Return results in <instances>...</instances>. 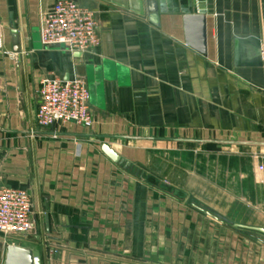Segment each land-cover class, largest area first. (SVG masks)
<instances>
[{
	"label": "crops",
	"instance_id": "1",
	"mask_svg": "<svg viewBox=\"0 0 264 264\" xmlns=\"http://www.w3.org/2000/svg\"><path fill=\"white\" fill-rule=\"evenodd\" d=\"M55 1L0 0V187L33 205L23 242L0 236L3 264L8 245L41 264H264V233L235 226L264 230V0H74L100 40L80 56L40 43ZM186 15L203 17V53ZM54 77L85 82L91 127L36 124L40 81ZM175 143L218 153L228 176L213 210L209 193L203 207L147 178L151 151Z\"/></svg>",
	"mask_w": 264,
	"mask_h": 264
},
{
	"label": "built area",
	"instance_id": "2",
	"mask_svg": "<svg viewBox=\"0 0 264 264\" xmlns=\"http://www.w3.org/2000/svg\"><path fill=\"white\" fill-rule=\"evenodd\" d=\"M43 46H59L70 52H86L99 46L94 11L74 0H56L44 13L39 25ZM4 40L0 32V52ZM36 124L41 128L73 123L91 127L89 91L82 79L43 78L40 81ZM33 229V205L23 188L0 187V236L15 244L29 236Z\"/></svg>",
	"mask_w": 264,
	"mask_h": 264
},
{
	"label": "rangeland",
	"instance_id": "3",
	"mask_svg": "<svg viewBox=\"0 0 264 264\" xmlns=\"http://www.w3.org/2000/svg\"><path fill=\"white\" fill-rule=\"evenodd\" d=\"M154 145V144H153ZM155 146V145H154ZM144 170L147 178L153 184H165L169 187H181L187 190L193 200L200 206L207 201L209 193V209L218 204V180L225 181L228 174L218 172V153L210 152L201 146L185 143H175L171 146L165 145L161 148H154ZM222 164H232V159L223 158ZM225 178V179H224ZM208 191V192H207ZM230 196V195H229ZM206 198V199H205ZM222 207L231 212L234 205L228 199L221 197ZM225 201V204H223ZM18 242H23L20 240ZM0 264H3V257L0 255Z\"/></svg>",
	"mask_w": 264,
	"mask_h": 264
},
{
	"label": "water",
	"instance_id": "4",
	"mask_svg": "<svg viewBox=\"0 0 264 264\" xmlns=\"http://www.w3.org/2000/svg\"><path fill=\"white\" fill-rule=\"evenodd\" d=\"M153 2L155 0H152ZM185 31H186V43L195 48L199 52L203 53L205 49L204 45V29H203V17L195 15H186L184 17ZM14 42H17V32L13 30ZM18 51V48L15 47ZM81 52H78L77 56H80ZM103 153L114 163H122L124 160L108 145L102 146ZM128 165L129 163L126 162ZM238 227H245L254 231L264 233V230L256 227H249L244 225L235 224ZM4 264H41L40 254L38 251H29L17 246L8 245L6 249Z\"/></svg>",
	"mask_w": 264,
	"mask_h": 264
}]
</instances>
